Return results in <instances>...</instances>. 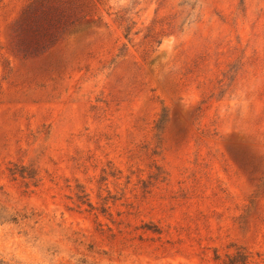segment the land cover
Segmentation results:
<instances>
[{"label": "rangeland", "instance_id": "374dc122", "mask_svg": "<svg viewBox=\"0 0 264 264\" xmlns=\"http://www.w3.org/2000/svg\"><path fill=\"white\" fill-rule=\"evenodd\" d=\"M39 1L20 44L59 0H0V259L264 264V0H61L27 52Z\"/></svg>", "mask_w": 264, "mask_h": 264}, {"label": "trees", "instance_id": "16d2710c", "mask_svg": "<svg viewBox=\"0 0 264 264\" xmlns=\"http://www.w3.org/2000/svg\"><path fill=\"white\" fill-rule=\"evenodd\" d=\"M48 5L49 9L53 7ZM64 3L59 0V5L55 8L59 14H57V24L53 22V25H40L44 27L42 31L39 33V37L35 40H32L30 43L27 44H20L21 34L24 32L25 28L30 25L32 19L45 14V3L43 2H36L29 7L27 10L25 17L21 20L19 25L16 29V45L19 48H22L24 51L31 52V51H38L44 49L47 45V42H53L58 35L63 33V30L68 26L69 20L66 17L67 7L63 6ZM43 18V17H42ZM73 23V22H72ZM3 219V214L0 212V221ZM245 263V262H244ZM0 264H7L2 259H0Z\"/></svg>", "mask_w": 264, "mask_h": 264}]
</instances>
